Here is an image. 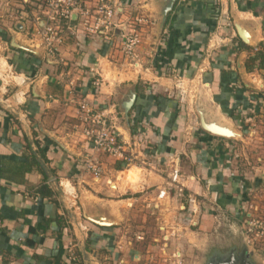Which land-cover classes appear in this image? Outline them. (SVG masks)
I'll return each mask as SVG.
<instances>
[{"label": "crops", "instance_id": "obj_1", "mask_svg": "<svg viewBox=\"0 0 264 264\" xmlns=\"http://www.w3.org/2000/svg\"><path fill=\"white\" fill-rule=\"evenodd\" d=\"M18 1L17 13L28 0ZM0 2V69L13 82L0 85V264H62L72 243L74 264H163L165 252H178L182 264H264L256 248L247 252L240 233L247 195L261 178L244 182L236 154L263 112L264 63L252 58L264 54V0H178L162 32L158 0L152 2L156 25L141 39L139 70L115 41L86 36L78 26L65 33L56 58L13 48L12 40L33 47L34 14L20 12L15 21L14 1ZM114 2L132 11L135 0ZM132 91L127 123L122 105ZM83 100L106 111L136 165L96 152L80 136ZM197 103L236 137L205 132ZM87 161L100 166V176L86 170ZM173 161L186 193L204 201L197 226L188 211L178 212L174 197L154 207ZM176 216L179 234L164 243L162 228L175 227Z\"/></svg>", "mask_w": 264, "mask_h": 264}, {"label": "built area", "instance_id": "obj_2", "mask_svg": "<svg viewBox=\"0 0 264 264\" xmlns=\"http://www.w3.org/2000/svg\"><path fill=\"white\" fill-rule=\"evenodd\" d=\"M123 12V7L115 3L114 0H96L92 7L87 6L83 0H47L42 12L43 16L35 18L37 26L35 35L44 38L46 55L55 58L58 54V46L63 42L61 34L64 29L73 33L79 27L86 36L103 38L110 43L118 38L115 36L116 30L121 28L122 33L119 35L122 40L121 53L131 69L139 70L142 68V59L138 53L141 35L136 30L128 32L125 24L118 27L117 22H123ZM136 20L137 23H143V20L139 18ZM40 23H43V26H40ZM101 85L102 79L97 77L93 86L99 88ZM78 129L80 136L89 142L96 152L106 154L123 162L126 166L137 164L126 145L120 140V135L110 122L106 111L98 110L86 101H81L79 103ZM85 168L96 177L101 175V168L96 163L87 161ZM167 182L168 188L158 192L155 209L160 208L161 200L174 197L178 200V212L188 211L189 224L193 227L197 226L202 211L201 199L194 194L186 193L184 177L176 161H173L170 166ZM247 217L242 231L250 246L261 249V246L264 247V218L250 219L251 214H248ZM174 223L176 226L169 231L163 226L164 243H168L171 237L178 236L179 217L174 218ZM83 230L86 231V228L83 227ZM137 240L143 241L144 237H137ZM78 259L76 245L69 244L65 263L62 264H74ZM181 260V255L178 252H175L169 259L170 264H182Z\"/></svg>", "mask_w": 264, "mask_h": 264}, {"label": "rangeland", "instance_id": "obj_3", "mask_svg": "<svg viewBox=\"0 0 264 264\" xmlns=\"http://www.w3.org/2000/svg\"><path fill=\"white\" fill-rule=\"evenodd\" d=\"M14 1V5H10L14 7V10L10 11L9 13L12 14L11 19L15 20L14 18L16 17H20L21 13L23 12L24 14L22 16H25V14L29 11L31 13H33V18H41L42 12L44 11V6H45V2L47 0H28L27 3H23L21 5V13H17L16 11V5L15 2H17V4L20 2L18 0H13ZM156 0H135V3H133V6H131V10L132 11H124L123 12V22H117L118 27L122 26V25H126V28L129 32V30H136L140 35H141V39L144 37V34L147 32V30L154 28L156 25V21L155 18L153 17V15L155 14V6H149L152 2H154ZM20 5V4H19ZM2 7V2H0V8ZM12 7V8H13ZM128 10L130 8H127ZM222 9V8H220ZM0 12L1 9H0ZM7 13V12H6ZM1 14V13H0ZM137 18L143 20V23H137ZM3 23L0 22V28H2ZM40 29V28H39ZM117 29V28H116ZM65 33L69 34V31L67 29L63 30V33L61 34L63 38H67L68 35H65ZM122 33L121 28L116 30V38L115 42L118 45V50H120L121 52V42L122 40L120 39L119 35ZM44 38L41 36H36L35 40L33 41V49H35V51L37 50L38 53L41 52H45V43H44ZM62 44H60V46H58V48L61 47ZM4 53V52H3ZM3 53L0 55V59H3ZM57 54V53H56ZM122 54V53H121ZM123 56V54H122ZM3 57V58H2ZM51 58V57H50ZM56 58V57H55ZM124 58V57H123ZM7 67H5L6 69ZM6 71V70H5ZM4 81H8L9 86L13 85L12 80H10L9 78H6V74L4 72V69H0V85L2 86L1 83H3ZM0 86V87H1ZM7 95V93H6ZM260 113L261 116L259 117V119H256L255 121L252 122V124H254V126H252L251 128L253 129V133L254 134H244V138H247L244 142L242 141L240 144V149L236 152V154L238 155L237 157V161H238V165L244 169V173L245 178L244 182H246V180H250V179H254L257 178H261L259 181H254L253 185H257L256 188L254 190V192H256V194H254V192H251L250 195H247V201L248 204L246 205L247 207V213L246 214H251V218L257 217V218H264V106L263 108H260ZM198 124L200 125V117L198 116ZM124 169H130L128 167H124ZM257 170V172H256ZM139 174L137 173V171H133L131 172L129 175L132 176V178H136V175ZM250 174L253 175V177L248 178L250 176ZM257 174V175H255ZM255 175V177H254ZM66 185V184H65ZM64 185V188H65ZM62 188V187H61ZM66 191V189H65ZM67 193V192H66ZM204 201L201 200V203H203ZM203 205V204H202ZM252 206V208H251ZM248 217H245V219L247 220ZM137 230V229H136ZM135 230V231H136ZM140 230H138L139 232ZM140 233H142L140 231ZM143 237V234H139L136 233V239L137 237ZM197 236V235H196ZM195 239H197V237H195ZM190 249V248H189ZM192 249V248H191ZM262 249V250H261ZM261 249H256L258 251L259 254H261L264 257V247L261 246ZM201 249H199L196 252V255H198L197 257H199L200 259L205 256L203 255V251H200ZM192 251H189V253L187 254V256H191ZM194 253V252H193ZM174 253L172 252H165V254H162L163 259L162 262L163 264H170L169 259L171 258V256ZM161 256V255H160ZM161 256V258H162ZM187 258L184 257V260L186 261ZM182 261V260H181ZM189 263V262H187Z\"/></svg>", "mask_w": 264, "mask_h": 264}, {"label": "water", "instance_id": "obj_4", "mask_svg": "<svg viewBox=\"0 0 264 264\" xmlns=\"http://www.w3.org/2000/svg\"><path fill=\"white\" fill-rule=\"evenodd\" d=\"M119 1L120 0H117V2H119ZM177 1L178 0H158V2H157V14L156 15H157V21H158V28H159L160 32H162V30L166 24L168 15L173 11ZM236 29H237L238 35L242 39V41L246 44H249L248 34L241 27V25L239 23H236ZM11 46L13 48L22 49V50H24L28 53H31L33 55H36V56H39V54H40L37 52V50L35 51V49H33L32 47H27V46L25 47L24 45H18L15 40L11 41ZM135 94L136 93L134 91L130 92L128 98L125 100V102H123V105H122L123 118L127 123H128V118H129L128 113L131 110V108L135 102ZM196 108H197V111H198V114L200 117L201 128L205 132H207L211 135H214V136L224 137V138L236 137V134L232 130H230L227 126L221 125L218 122H216L215 120L209 118L208 114L206 113V111H204L202 109V107L200 106L199 103L196 104ZM201 214H202V211H201ZM200 215H199V218H200ZM91 220L95 222L94 219H91ZM96 222L98 224H101L99 221H96ZM104 223H106V222L104 221ZM240 233H241V238L243 240V243H244V246H245V249L247 250V252L250 250H252V253H253V251L255 252V249L249 245L242 229H241Z\"/></svg>", "mask_w": 264, "mask_h": 264}, {"label": "trees", "instance_id": "obj_5", "mask_svg": "<svg viewBox=\"0 0 264 264\" xmlns=\"http://www.w3.org/2000/svg\"><path fill=\"white\" fill-rule=\"evenodd\" d=\"M252 8L253 9H256L257 8V6H256V4L255 5H253L252 6ZM263 11H264V9H263ZM167 22V21H166ZM261 60V64L262 63H264V54H257V55H255V57L254 58H252V61H253V63L255 64L258 60ZM43 157V156H42ZM47 191V186L44 184L42 187H40L39 189H38V193L40 194V195H44V192H46Z\"/></svg>", "mask_w": 264, "mask_h": 264}]
</instances>
